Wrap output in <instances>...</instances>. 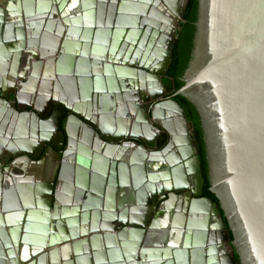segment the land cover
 Wrapping results in <instances>:
<instances>
[{
	"label": "water",
	"instance_id": "water-1",
	"mask_svg": "<svg viewBox=\"0 0 264 264\" xmlns=\"http://www.w3.org/2000/svg\"><path fill=\"white\" fill-rule=\"evenodd\" d=\"M12 1L0 8V264H264V0H197L167 99L187 0ZM42 25L58 29L48 44ZM176 95L198 113L218 204L202 195Z\"/></svg>",
	"mask_w": 264,
	"mask_h": 264
},
{
	"label": "trees",
	"instance_id": "trees-1",
	"mask_svg": "<svg viewBox=\"0 0 264 264\" xmlns=\"http://www.w3.org/2000/svg\"><path fill=\"white\" fill-rule=\"evenodd\" d=\"M197 0H187L182 14L183 22L180 23L179 30L176 35V40L171 50L170 63L162 75L161 82L166 85L169 94H174L182 85L181 76L190 59L192 49V39L194 33V22L196 19ZM174 101L183 109L186 119L192 123L194 136L197 141L198 161L201 169V175L204 178L203 196L209 198L212 202L218 204L215 195L210 191V182L208 178V164L206 160V151L203 141V133L200 126L198 113L194 106L181 95L173 97ZM222 220L225 225L227 236L226 246L231 251L235 260L239 258L232 246V234L227 225L226 218L220 210Z\"/></svg>",
	"mask_w": 264,
	"mask_h": 264
},
{
	"label": "flooded vegetation",
	"instance_id": "flooded-vegetation-1",
	"mask_svg": "<svg viewBox=\"0 0 264 264\" xmlns=\"http://www.w3.org/2000/svg\"><path fill=\"white\" fill-rule=\"evenodd\" d=\"M23 32L25 33V29L23 30ZM48 33V35L49 34H52V32H47ZM44 34V33H43ZM53 35V34H52ZM56 36H53V38H50V40H52V39H54ZM41 40L42 41H45L46 42V36L45 35H42V38H41ZM59 40H60V38H59ZM11 62H12V60L9 62V64H11ZM29 71H30V69H29ZM161 79H162V75H161ZM22 94H24V93H22ZM21 94V91L19 92V95H22ZM26 94H28V93H26ZM169 95H171V94H167V96L165 97L166 99L169 97ZM48 100H49V98L47 97V96H43V98L41 99V98H39V99H37L36 101H35V103H38L39 105H41L42 107H44L45 108V110L48 108ZM57 115H60V113H58ZM2 119H3V116H2V118H1V121H2ZM16 118L14 117V116H11L10 117V121H9V123H8V125H6V127L7 128H5V131H4V133H5V136L6 137H9V138H7L8 139V141H9V145H13L14 143H13V140L16 138V133H15V130L16 129H14V123L13 122H15L14 120H15ZM188 121V120H187ZM12 123H13V125H12ZM126 123V122H125ZM124 123V124H125ZM63 124V125H62ZM60 125H62V126H64V121H63V119L61 120V122H60ZM179 135V134H178ZM114 145H116V144H114ZM25 179H24V181H21L19 184H23V185H26V184H28V183H31V181L30 180H32V178H30V176H27V177H24ZM18 179H20V178H18ZM21 179H23V178H21ZM33 181V180H32ZM202 195H203V189H202ZM203 197H205V196H203ZM225 245H226V242H225ZM227 247V246H226ZM228 248V247H227ZM229 250V249H228ZM229 253H230V255H232V253H231V251L229 250ZM233 256V255H232ZM234 257V256H233ZM237 262V261H236ZM237 263H239V261L237 262Z\"/></svg>",
	"mask_w": 264,
	"mask_h": 264
},
{
	"label": "crops",
	"instance_id": "crops-1",
	"mask_svg": "<svg viewBox=\"0 0 264 264\" xmlns=\"http://www.w3.org/2000/svg\"><path fill=\"white\" fill-rule=\"evenodd\" d=\"M44 1V0H43ZM49 1H51V0H49ZM8 2H10V0H0V8H4L5 6H6V4L8 3ZM26 2H28V3H32V7H31V9H32V11L34 10V8H36V4H37V2H38V0H31V1H29V0H21V6H25L27 3ZM12 4H13V7H16L17 6V1H12L11 2ZM178 3V1L177 0H171V3H170V6H176V4ZM24 4V5H23ZM80 7V6H79ZM1 10V9H0ZM20 16H21V18H23V12H24V10H23V8H20ZM36 14V13H35ZM47 16V14H45V15H42V18L44 19V17H46ZM17 18V17H16ZM31 18L33 19V20H35L36 19V23L38 24V16L36 17V15H34V14H32V16H31ZM42 18H39V20H43ZM61 33L62 34H66V25L62 22L61 23ZM41 31L42 32H45L43 29H44V27H43V25L41 26ZM63 29V30H62ZM49 30H50V32H55V31H57L58 29H55L54 28V26L52 27H50L49 28ZM58 32V31H57ZM44 35L46 36V44H48L49 42H50V38H53V35L52 34H49L48 35V33L47 32H45L44 33ZM63 36V35H62ZM25 38H27L26 36H25ZM42 38V37H41ZM40 38V39H41ZM54 41V40H53ZM7 128V127H6ZM15 132H16V130H15ZM75 133V132H74ZM75 135H77V131H76V133H75ZM180 136V135H179ZM74 138H76V140L78 139L79 140V138L77 137V136H74ZM2 151H3V149H2ZM4 152V151H3ZM61 260H59V263L61 264ZM50 262H48V264H49Z\"/></svg>",
	"mask_w": 264,
	"mask_h": 264
},
{
	"label": "bare ground",
	"instance_id": "bare-ground-1",
	"mask_svg": "<svg viewBox=\"0 0 264 264\" xmlns=\"http://www.w3.org/2000/svg\"><path fill=\"white\" fill-rule=\"evenodd\" d=\"M179 136V135H178Z\"/></svg>",
	"mask_w": 264,
	"mask_h": 264
}]
</instances>
